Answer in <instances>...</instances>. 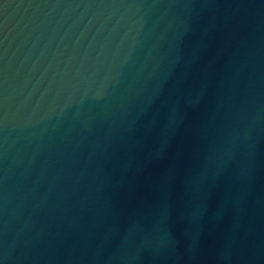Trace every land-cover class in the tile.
<instances>
[{
    "label": "water",
    "instance_id": "obj_1",
    "mask_svg": "<svg viewBox=\"0 0 264 264\" xmlns=\"http://www.w3.org/2000/svg\"><path fill=\"white\" fill-rule=\"evenodd\" d=\"M0 264H264V0H0Z\"/></svg>",
    "mask_w": 264,
    "mask_h": 264
}]
</instances>
